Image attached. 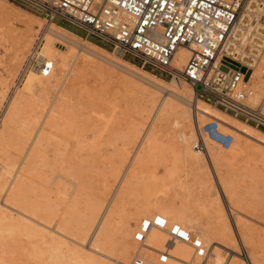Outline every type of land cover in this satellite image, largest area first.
<instances>
[{
    "label": "bare ground",
    "instance_id": "1",
    "mask_svg": "<svg viewBox=\"0 0 264 264\" xmlns=\"http://www.w3.org/2000/svg\"><path fill=\"white\" fill-rule=\"evenodd\" d=\"M4 2L8 1L0 0V9L4 7H1ZM17 10L16 14L19 17L17 21L24 25L23 31H19L20 33L18 32L19 37H16L19 40L18 43L21 47L25 46L29 41L31 37L30 35H32V26H38L40 18L33 14L32 16H34L35 19H32V17L26 15L27 13H24L25 11H22V9ZM44 30L45 31L42 32L41 42L42 54L44 58L53 60L54 65L50 74L47 76L42 75L39 66L36 64L30 65V69H27L25 73L22 83L23 86H21V88H23V90L25 89L29 95H27L28 97L24 100L13 98V96L9 99V104L4 112L8 121L7 126L9 123L12 124V122L18 118L24 108H29L30 111H33L31 110V107L38 102L44 101V99H48L45 97L51 93L59 98L54 99L58 100L56 104L49 103L50 105L46 107V111L45 109V112L42 111L44 112L41 113L42 115L37 112V116H41L40 120H36L37 118L34 119V117L28 119L31 128L27 126L24 128L27 127L26 132L28 134L26 135L30 134L31 136L27 137L25 135V137L23 136L24 138L21 136L22 139L20 140L26 141L24 142L26 143V147L23 148L25 149L24 152L22 151L23 149H21L22 146L20 148L23 155L21 156L22 159H20L19 166L14 172L9 173L6 177L4 174L2 175V173H0V264H23V258L21 259L20 257H24L25 259L35 257L36 262L34 264H43L45 259L48 264H114L115 261L126 262L132 257L137 249L136 243L131 237L133 234L132 232H134L137 224L143 218L154 214H161L170 222H178L191 231H197L205 246L210 245L213 250L214 257L212 264H264V219L263 221L256 220L258 219L256 216H259L258 214L261 211H264V131L214 106L200 96H197L195 88L190 86L187 82L181 81L187 85L184 83H180V85L174 76L165 80L155 73L145 70L122 58L116 48L110 51L100 45L86 41L70 30L55 24L54 21L46 22ZM16 31L17 30L15 29V32ZM57 43L61 44L63 48L57 47ZM17 50L20 49H16V51ZM15 53L16 52L14 51L13 55ZM189 54L190 52L185 46H181L176 50L172 60V65L175 68L174 74L178 73L179 70H182ZM76 55L79 57L78 62H75ZM13 57L17 56L15 55ZM88 68L91 74L96 75L100 79L99 88L93 89V94L89 91V87L87 89V87H85L86 85L83 86L84 82L82 81L84 80L82 79L83 75H85L86 69ZM114 79L118 82V86L122 93L128 98H134L135 100L136 97H139L141 101L147 103V106H155V114L153 113L154 116L152 115L154 118H156L159 113L160 117L164 114L167 115L166 117L172 116L171 128H173L168 129L170 131L164 130L161 135H158L155 134V131L151 130L152 126L150 122V125L146 124L147 126L145 125L144 132H141L142 134H140V127L143 125L139 127L140 122L136 113L140 111L138 109L139 107H136V110H130L129 117H131V119L128 121L129 117L126 118L128 121L127 126L125 127V125H122V127L124 126L125 128L124 131L127 135V143L135 141L138 137V140H136L137 146H133L135 149H133L134 151L129 156L126 152L124 154L121 153L120 159L118 160L125 159L126 165L122 171V175L118 176L119 178L110 190L104 186L103 182L105 181H102V183H98L99 187L95 190L91 189V191L86 193L89 189L86 191L83 189L84 183H82L81 180L86 173L83 172L85 175L82 174L83 176L80 177L76 173L77 167H75L76 172L74 171L73 173L70 170L61 167L62 173L54 168L57 173L51 174H54V181L52 182L53 185H55L54 188H50V184V186H41L44 190H42L43 192L41 193V196H37L39 199H34L33 196L31 197L29 193H27L28 187L26 188V178L28 179L30 176L25 177L28 175L26 172L30 171L27 170L30 169V167L27 169L26 167L31 164L30 159L32 160V158L37 156L41 157L39 158L40 160L46 156V153L44 155L42 149V152L36 150L43 145L45 146L53 143L54 146L58 145L59 147L61 141L67 143L68 141L66 142V140L69 138L67 136L74 131L73 123L76 115L75 108L78 104V106H83V104L80 105L79 101L83 96L80 97L79 95L83 92L86 96V100L83 99L85 100V105L93 106L96 104L94 101L105 93V86L111 83ZM251 82L255 88V95L252 101L256 103L255 101L257 98L264 94V81L260 77L258 67L255 68L253 72ZM188 86L192 90V97H190L191 93ZM19 90L21 91V89ZM16 92L21 93L19 91ZM81 102H83L82 99ZM147 106H145V110ZM38 107H40V105ZM142 108L143 106L140 107V110ZM123 109L119 110L122 111ZM145 110H141V112H146L147 110ZM112 111L114 112V110ZM112 111L110 113H112ZM115 112L118 113L116 110ZM124 113H126V111ZM124 113L123 116H125ZM118 114L119 116L121 115L120 112ZM109 116L106 121H110ZM142 117L143 116H141V119ZM146 117L148 118V116ZM99 118L100 117H98V119ZM143 119L142 121H144ZM209 119H217L220 123V128L223 131H230L234 134V139L227 149L217 146L210 140L205 141V151L193 148V143L197 139V127L201 126L205 120L207 121ZM24 120L27 121L26 119ZM101 120L99 119L98 121ZM158 120L160 121L162 119L158 118ZM167 121L168 120H166V122ZM80 122L83 121L80 119ZM85 122L87 123L88 121ZM90 122L91 121H89V123ZM126 122L123 123L126 124ZM20 123L23 122H18V126ZM94 123H92L93 126H95ZM81 124L83 126V123ZM0 125L2 126L3 124ZM107 125L110 124L107 123ZM15 126L18 128L17 123ZM117 126L119 128L120 125ZM178 126V130L174 129ZM84 127L86 126H83V129ZM79 128L77 129L79 130ZM108 128H110V126ZM3 130L4 129H1L0 133H2ZM99 130L96 132L97 135L100 132ZM102 130L106 131L105 126ZM58 131H62L66 136V139H64L65 136L64 138L61 137V135L59 137ZM19 132L21 135H23L22 133L25 134L23 130ZM159 132L161 133V131ZM94 133L95 132L92 134L96 135ZM97 135L92 137H97L98 139L99 137ZM10 136L12 137L11 134ZM16 136H18V134ZM4 137H1L0 142L3 141L2 139H4ZM107 137L105 139H107ZM118 138L119 136L115 138L116 140L112 139L113 142L115 141L118 143ZM13 139L15 140V137ZM13 139L12 143L15 142ZM71 139L70 141H73ZM75 139L79 138L76 137ZM97 139H94L96 141L95 143H97ZM8 140L9 139L5 141L4 139L5 142ZM75 141H77L78 144L76 142V145H73H78V147H80L79 145H82L83 142L84 144L90 143V141L87 143L84 140L82 143L78 140ZM99 142L101 143V141ZM9 143H11V141ZM95 143L93 142V144H91L95 145ZM6 144L7 143H5V145ZM116 144L114 143L112 146L114 147ZM119 144L120 143H118V146ZM1 145H3V143ZM15 145L16 144L13 146ZM63 145L64 144H62V146ZM23 146L25 145L23 144ZM74 146L73 148L77 149V147ZM87 146L90 147L91 145L89 144ZM97 146L98 145L96 144V147ZM13 149L15 148L13 147ZM63 149L65 150V147ZM161 149H164L170 157H173L178 161V163H176L177 168L184 163L190 168L191 172L188 182L183 180L178 181L177 179L178 182L176 183L178 184V188H180V194H177V196H174L173 198H169L161 187V190H158V188L155 187V182L157 181L154 179V175H156L155 167L158 165V155H161ZM165 151L163 152L165 153ZM14 152H17V150ZM60 153L62 154V152ZM68 154L70 155V152ZM75 154L74 152L72 153V155ZM58 155L59 154L55 148L54 154L50 155V157L53 156L56 159ZM72 155L70 156L72 157ZM61 156L63 157L64 155ZM161 158L164 160V156ZM36 160L35 162L37 163L39 160ZM163 160L162 163L167 159L165 161ZM32 161H34V159ZM51 164L52 163L49 162L47 166L50 167ZM114 164H116V161ZM61 165L63 166L62 163ZM71 167L73 166L71 165ZM117 167L118 165L115 168L117 169ZM162 167H164V165H162ZM111 170L109 169L108 171L110 172ZM117 171L118 170L114 171V173ZM48 172H50V170H48ZM112 172L113 171H111V173ZM111 173H109V175ZM119 173L121 172L119 171ZM31 174L29 173V175ZM31 176L32 177L29 178V181L31 179H37L38 174L36 175L37 177L34 176V173ZM100 176H102V174ZM162 176L163 177L161 178L159 175V178L163 180L165 175L162 174ZM187 176H189V173ZM53 178L50 177V179ZM57 178H59V180L60 178L66 179L67 182L69 181L71 183V198H68V200L70 199V204L68 203L69 201L66 199L67 196L64 195L65 193L62 189L64 188L65 190L66 184L63 185L61 182L64 187L61 186L62 188H60L59 184L61 180L58 181ZM101 178H103V176ZM41 179L43 181L45 178L43 177ZM167 179L169 180L171 178ZM162 180L161 184L164 185ZM87 183L89 184V182ZM87 183L85 184L87 185ZM40 184L43 185L42 183ZM32 185L33 183H31V186ZM159 186L161 185L159 184ZM101 187L105 188L102 189ZM92 188L95 187L92 186ZM68 189L70 190V188ZM169 189L168 191L170 192ZM31 190L33 191L34 189L32 188ZM194 190H196L198 195L194 196ZM173 192L172 194H174ZM37 195L40 194L37 193ZM35 196L36 195H34V197ZM193 196L195 200L192 199ZM80 207L81 210L78 209ZM259 232L261 233V240L257 242L255 234H259ZM166 241L167 235L165 231L156 228L150 230L147 239L149 246L162 249ZM171 251L183 258H189L191 254L188 246L180 242L171 245ZM144 252L149 255L151 261H154V257L149 251L144 250ZM46 254L50 255V259L46 258ZM47 263L44 262V264Z\"/></svg>",
    "mask_w": 264,
    "mask_h": 264
},
{
    "label": "built area",
    "instance_id": "2",
    "mask_svg": "<svg viewBox=\"0 0 264 264\" xmlns=\"http://www.w3.org/2000/svg\"><path fill=\"white\" fill-rule=\"evenodd\" d=\"M14 1L36 9L47 22L58 18L113 45L121 56L137 59L142 67L151 66L161 74L187 82L195 88L197 96L264 131V94L254 103L255 88L251 82L257 67L264 81V0ZM181 46L187 47L190 54L182 70L174 74L172 60ZM41 47L36 38L29 54L30 63L39 66L42 75L47 76L54 63L44 58ZM196 137L193 148L201 151L206 149V140L227 149L234 139L232 133L220 128L217 119L198 126ZM157 218L164 223L157 224ZM152 228L167 235L162 249L147 243ZM174 228L178 231H173ZM132 238L136 252L128 261L114 264H212L213 261L211 246H205L197 232L170 222L161 214L143 218ZM176 242L188 246L189 258L171 251ZM144 250L151 253L154 261Z\"/></svg>",
    "mask_w": 264,
    "mask_h": 264
},
{
    "label": "rangeland",
    "instance_id": "3",
    "mask_svg": "<svg viewBox=\"0 0 264 264\" xmlns=\"http://www.w3.org/2000/svg\"><path fill=\"white\" fill-rule=\"evenodd\" d=\"M5 1H8V2H4V4H2V6L1 7H3V8H1L0 9V124H3L2 126L0 125V127H1V129H4L3 131H2V133H0V136L1 135H3V136H1L2 138L4 137V139H5V141L7 140V139H9L7 142H5L4 141V139H2L3 141H1L0 142V173H2V175L4 174V176L6 177V176H8L9 175V173H12V172H14L15 170H16V168L19 166V163H20V159H22V155H23V152L25 151V149H23L24 147H26V143H24V142H26V141H23V140H20V139H22V137L24 136L25 137V135L26 134H28L27 132H26V128L27 127H29V128H31L29 125V118H33L34 117V119H36V120H40L41 119V116L40 115H42L41 113H44L45 111H46V107L47 106H49L50 104L49 103H53V104H56L57 102H58V100H54V99H58L59 97L58 96H56V95H54L53 93H51L50 95H48V96H46L45 98H48V99H44V101H41V102H38L36 105H33L32 107H31V110H33V111H35V112H33V111H30L29 110V108H22L23 109V111L19 114V116H18V118L14 121V122H12V124L11 123H9L8 124V126H7V123H8V121H7V118H6V115H5V111H6V109H7V106H8V104H9V99H11V97L13 96V98H17V99H20V100H24V99H26L28 96L27 95H29L27 92H26V90L24 89L23 90V88H21V86H23V80H24V77H25V73H26V71H27V69H30L29 67H30V65H32L31 63H30V58H29V54L31 53V51H32V48L35 46V43H36V38H38L39 39V41H40V43L42 42V32L43 31H45L44 30V27L46 26V20L44 19V17H43V15L39 12V11H37L36 9H34V8H32V7H30V6H28V5H25V4H23V3H21V2H18V1H14V0H5ZM13 5V6H12ZM14 7V8H13ZM22 9V11H25L24 13H27L26 15H28L29 17H32V19L34 18V16H32L33 14L35 15V16H38L39 18H40V22H38L39 24H38V26L37 25H34V26H32L33 28H32V30H31V34L32 35H30L31 37H30V39H29V41L27 42V44L25 45V46H19L20 44L18 43L19 42V40L16 38V37H19V35H18V32L20 31V32H22L23 31V28H24V25H22V24H20L18 21H17V19L19 18L18 17V15L16 14V11H18L17 9ZM15 13H13V12ZM7 14H8V16H7ZM31 15V16H30ZM17 17V18H16ZM35 19V18H34ZM54 23L55 24H58V25H60V26H62V27H64V28H66V29H68V30H70L71 32H73L75 35H77V36H80V37H82L83 39H85L86 41H89V42H92V43H95V44H97V45H100V46H102V47H104L105 49H107V50H110V51H112V50H114L115 48H114V46L113 45H111V44H109V43H106V42H103L102 40H100V39H97L96 37H93V36H90V35H87L84 31H82L81 29H79V28H76V27H74V26H72V25H69V24H67L66 22H64V21H62V20H60V19H58V18H56L55 20H54ZM16 27V28H15ZM22 27V28H21ZM21 28V29H20ZM15 29L17 30L16 32H15ZM34 29V30H33ZM12 30H13V32H12ZM33 31V32H32ZM19 32V33H20ZM13 33V34H12ZM17 33V34H16ZM22 37V36H21ZM74 37H76V36H74ZM14 38H15V40H14ZM23 38V37H22ZM22 38H20V39H22ZM32 40V41H31ZM44 41V40H43ZM14 42H17V43H14ZM12 43H13V45H12ZM15 44V45H14ZM17 46V47H16ZM56 46L57 47H59V48H63V46L61 45V44H59V43H57L56 44ZM14 47H15V49H14ZM16 49H20V50H17L16 51ZM14 51L16 52L14 55H13V53H14ZM17 56V57H13V56ZM77 57V58H76ZM122 58H124V59H126V60H128V61H130V62H132V63H134V64H136L137 66H139V67H141V68H143V69H145V70H148V71H150V72H152V73H155L156 75H158V76H160L161 78H163V79H165V80H168L169 78H170V76H166V75H164V74H161L159 71H157L156 69H154L153 67H151V66H144V67H142L141 66V64L138 62V60L137 59H135V58H133V57H131V56H127V55H125V56H121ZM13 59V60H12ZM79 61V57H78V55H76L75 56V62H78ZM82 79H84V80H82L83 82H84V84H83V86L84 85H86L85 87H87V89H88V87H89V91L93 94L94 93V90L93 89H96V88H99V84H100V79L96 76V75H93V74H91L90 72H89V68L88 69H86V73H85V75H83V78ZM4 82H3V81ZM88 80V81H87ZM6 82V83H5ZM82 82V83H83ZM178 82V84H180V83H184V82H181V81H177ZM22 84V85H21ZM109 84H110V87H109ZM107 86H105V93H103V95L101 96V97H99V98H103L102 100L101 99H96L95 101H94V103H98L97 105L95 104V105H93V106H88V105H85L86 103H85V100H86V96H85V94L82 92L79 96L80 97H82V98H80L79 99V101H80V105L81 104H83V106L81 105V106H78L77 105V109L75 108V117H74V123L76 124H74L73 123V130L74 131H72L71 133H70V135H68L67 137H69L71 140H73V141H70V139L69 138H67V140H66V142L67 143H65V142H60L59 143V147H58V145L57 146H54V144L52 143V144H49V145H43L42 147H39L38 148V150H36V151H38V152H42V151H44V155H45V153H46V156H45V158L43 157L42 159H44V160H42V159H40L39 160V158H41V157H35V158H32V160L34 159V161H32L31 159H30V163L32 164H29V165H27V167H26V169L27 168H29L30 167V169H27V170H30V171H28L30 174L33 172L34 173V176L35 177H37L36 175L38 174V177H37V179L35 178H33L34 180H30L29 181V178H31L32 176L31 175H33V173L31 174V175H29V173L28 172H26L27 174H25V175H27V176H25V177H29L28 179L26 178V188H27V193H29V195L32 197L33 196V198L34 199H39V197H37V196H41V193L43 192L42 190H44V188L42 189V187L41 186H43V187H45L44 185H49L50 186V188H54V186L55 185H53V181H54V174L55 173H57V171H61V173H62V168H65V169H68V170H70L72 173L75 171V167H77V174L81 177V176H83L82 174H84V173H86V175L85 176H83L82 178L83 179H81L82 180V183H84L83 184V189L86 191V190H88V191H86V193L87 192H89V191H91V189H96L97 187H99V184L98 183H102V181H105V182H103V184H104V186H106L107 188H108V190H110L112 187H113V184L117 181V179L119 178L118 176H121L122 175V171L124 170V168H125V165H126V160L124 159V160H118V159H120V156H121V153H125L126 152V154L129 156V155H131L132 154V152L134 151L133 149H135L134 147H136L137 145V142H136V140H138V137H137V139L135 140V141H132V142H129V143H127L126 141H127V139H126V137H127V135H126V132L124 131L125 130V128H124V126L122 127V125H125V127L127 126V123H128V121L131 119V117H129L130 116V112L131 111H134V110H136L138 107V109H139V111L140 112H138V113H136V115H137V117H138V120H139V127L141 126V125H143L142 127H140V130H139V132H140V134H142L143 132H144V129H145V125L147 124H149L150 125V122H151V130H153V131H155V134H162V132H164V130L166 131H170V130H168V129H170L171 128V120H172V116H168V117H166L167 115L166 114H164V115H162L161 117H160V113L157 115V117L156 118H154L153 116H154V107L155 106H150V105H146L147 103H145L144 101H141V99L138 97H136L135 98V100H134V98L132 99V98H128L126 95H124L123 93H122V91H121V89L119 88V86H118V82H116V80L114 79L111 83H109ZM112 84H114V85H112ZM184 84H186V83H184ZM117 85V86H116ZM181 85V84H180ZM187 85V84H186ZM115 87V88H114ZM117 87V88H116ZM189 87V86H188ZM18 88V89H17ZM19 89H21V91L19 90ZM91 89V90H90ZM115 89V90H114ZM189 91H190V93H191V96L190 97H192V90H191V88L189 87ZM19 91V92H21V93H18V92H16V91ZM96 92V91H95ZM14 93V94H13ZM20 96H19V95ZM52 94H53V96H52ZM84 94V95H83ZM18 95V96H17ZM23 95V96H22ZM22 96V97H21ZM49 96H50V98H49ZM33 98V97H32ZM202 98V97H201ZM259 98L260 97H258L257 98V100L255 101V102H258V100H259ZM81 99H82V101L83 102H81ZM83 99H85V100H83ZM137 99V100H136ZM204 99V98H203ZM52 100V101H51ZM99 100H100V102H99ZM104 100V101H103ZM131 100V101H130ZM133 100V101H132ZM143 100V99H142ZM47 103H46V102ZM56 101V102H55ZM97 101V102H96ZM137 103H136V102ZM138 101H139V103H138ZM141 101V102H140ZM45 102V103H44ZM127 102V103H126ZM132 103V105H131V103ZM144 102V103H143ZM136 103V104H135ZM43 104V105H42ZM126 106H128V105H130V106H128V107H126ZM139 104V105H138ZM143 106V108L141 109V110H145V106H147L146 107V112H144V111H142L141 112V110H140V107H142L141 105ZM145 106H144V105ZM40 105V107H38ZM104 105V106H103ZM136 105V106H135ZM138 105V106H137ZM85 106H87V107H85ZM96 106V107H95ZM122 106H123V108H122ZM125 106V107H124ZM133 106H135V107H133ZM42 107H44V108H42ZM84 107V108H83ZM93 107V108H92ZM100 108L101 109V111H100V109H98V108ZM102 107V108H101ZM131 107V108H130ZM137 107V108H136ZM148 107H149V109H148ZM38 108V109H37ZM39 108H40V110H39ZM90 108V109H89ZM95 108H97V109H95ZM123 109L122 111L121 110H119V109ZM133 108V109H132ZM136 108V109H135ZM44 109H45V111H44ZM82 109V110H81ZM95 109V110H94ZM114 110V112L112 111V110ZM126 109V110H125ZM127 109H129V110H127ZM264 109V108H263ZM77 110V111H76ZM81 110V111H80ZM87 110H89V111H87ZM91 110V111H90ZM93 110V111H92ZM98 110V111H97ZM115 110L119 113L120 112V116H119V114L118 113H116L115 112ZM131 110V111H130ZM153 112H152V111ZM26 111V112H25ZM42 111H44V112H42ZM84 111V112H83ZM94 111H96V112H94ZM112 111V113H110ZM126 111V113H124V112ZM150 111V112H149ZM25 112V113H24ZM29 112V113H28ZM40 113V115L39 116H37L38 115V113ZM77 112V113H76ZM80 112V113H79ZM82 112V113H81ZM28 113V114H27ZM123 113H124V115L125 116H123ZM128 113V114H127ZM144 113V114H143ZM150 113H152V114H150ZM154 113V114H153ZM27 114V115H26ZM34 114V115H33ZM79 114V115H78ZM82 114V115H81ZM85 114V115H84ZM94 114V115H93ZM96 114V115H95ZM112 116H111V115ZM146 114V115H145ZM150 114V115H149ZM29 115V116H28ZM32 115V116H31ZM85 117H84V116ZM93 115V116H92ZM98 115V116H97ZM105 115V116H104ZM110 115V116H109ZM119 116V117H121V116H123V117H121V118H119L118 116L117 117H115V116ZM128 115V116H127ZM132 115V114H131ZM153 115V116H152ZM24 116H25V118H24ZM28 116V117H27ZM37 116V117H36ZM87 116V117H86ZM92 116V117H91ZM108 116H109V120L110 121H106V119L108 118ZM141 116H143L142 117V119L144 120V121H142V119H141ZM146 116H148V118L146 117ZM150 116H152V117H150ZM38 117H40V118H38ZM76 117H78V118H76ZM81 117V118H80ZM95 119H94V118ZM98 117H100L99 119L101 120V119H104V120H101V121H98L99 119H98ZM106 117V118H105ZM129 117V119H128V121L126 120V118H128ZM140 117V118H139ZM166 119V120H168L167 122H166V120L164 119V118ZM26 119L27 121H25L24 119ZM87 118V119H86ZM92 118V119H91ZM111 118V119H110ZM116 118V119H115ZM158 118L159 119H162V120H158ZM171 118V119H170ZM78 119V120H77ZM80 119H81V121H83V122H80ZM84 119V120H83ZM86 119V120H85ZM94 119V120H93ZM115 119V120H114ZM119 119V120H118ZM121 119V120H120ZM127 121H125V120ZM141 119V120H140ZM152 119V120H151ZM6 120V121H5ZM118 120V122L117 123H119V124H117L116 123V121ZM158 120V121H157ZM5 121V122H4ZM20 121H22L23 123H20L19 124V126H18V122H20ZM85 121H88L87 123L85 122ZM89 121H91L90 123H89ZM103 121V122H102ZM154 121V122H153ZM206 121V120H205ZM204 121V122H205ZM2 122V123H1ZM77 122H78V124H77ZM95 122V123H94ZM104 122H106V123H104ZM111 122V123H110ZM126 122V124H124V123ZM146 122V123H145ZM160 122V123H159ZM165 122H166V124H165ZM203 122V123H204ZM17 123V126H18V128H16V126H15V124ZM81 123H83V126H86V127H84V129H83V126H82V124ZM84 123H85V125H84ZM92 123H94L95 124V126H93V124ZM100 123V124H99ZM103 123V124H102ZM107 123L108 124H110V125H107ZM116 123L117 125H120L119 126V128H118V126L115 124V127H114V124ZM154 123V124H153ZM22 124V125H21ZM25 124V125H24ZM27 124V125H26ZM81 124V125H80ZM92 124V125H91ZM105 124V125H104ZM155 124H157V125H155ZM200 124H201V122H200ZM10 125V126H9ZM32 125V124H31ZM99 125V126H98ZM101 125H102V127H101ZM112 125V126H111ZM146 125V126H147ZM166 125V126H165ZM12 126H13V128H12ZM25 126H27L26 128H24ZM91 126V127H90ZM105 126V130L106 131H104V130H102V128ZM110 126V128H108ZM156 128H155V127ZM160 126V127H159ZM7 127H8V129H7ZM11 127V128H10ZM79 127H81V128H79ZM93 127V128H92ZM95 127V128H94ZM96 127H98L99 129H100V127H101V129L99 130L98 128H96ZM113 127V128H112ZM117 127V128H116ZM120 127H121V130H120ZM138 127V128H139ZM23 128V129H22ZM77 128H79V130L77 129ZM124 128V129H123ZM153 128V129H152ZM159 129V131H161V133L158 131V129ZM163 129V131H162V129ZM173 128V127H172ZM171 128V129H172ZM1 129H0V131H1ZM12 129V130H11ZM17 129H20V130H17ZM75 129H76V131H75ZM82 129V130H81ZM157 129V130H156ZM174 129H176V130H178L179 129V126L178 127H175ZM6 130H8V131H6ZM21 130H23V132H25V134L24 133H22L23 135H21L20 134V132L19 131H21ZM95 130V131H94ZM98 130L101 132H99L98 133V135H97V133L96 132H98ZM102 130V131H101ZM114 130V131H113ZM117 130V131H116ZM126 130H127V128H126ZM13 131V132H12ZM83 131V132H82ZM95 132L94 134H96L99 138L97 139V137H92V136H96V135H93L92 133L93 132ZM104 131V132H103ZM107 131H108V133H107ZM110 131V132H109ZM263 131V130H262ZM15 132H17V133H15ZM19 132V133H18ZM75 132H76V134H75ZM112 132V133H111ZM142 132V133H141ZM225 132H229V133H232V132H230V131H225ZM5 133H6V135H5ZM63 132L62 131H58V135H59V137H60V135H61V137H63L64 138V133L62 134ZM112 134V136H111V134ZM121 135H120V134ZM125 134V136H124V134ZM10 134L12 135V137L10 136ZM18 134V136H16ZM77 134H79V135H77ZM116 134V135H115ZM118 134V135H117ZM139 134V135H140ZM233 134V133H232ZM63 135V136H62ZM115 135V136H114ZM22 136V137H21ZM27 137H30L31 135L29 134V135H26ZM101 136V137H100ZM108 136V137H107ZM119 136V140H118V143H120L119 144V146H118V143L117 142H113V140H116L115 138H117ZM122 136H123V139H122ZM233 136H234V134H233ZM1 137H0V139H1ZM11 137V138H10ZM15 137V140L13 139ZM19 137V138H18ZM21 137V138H20ZM23 137V138H24ZM79 138V139H75V138ZM107 137V139H105ZM113 137V138H112ZM97 139V143H95L96 141L94 140V139ZM12 139L15 141V142H17V143H12ZM19 139V140H18ZM64 139H66V136H65V138ZM78 140V141H80V143H82L83 142V140L85 141V142H87V143H89V141H90V145L93 147H91L92 148V150H91V148L89 147V146H87V145H89V144H84V142H83V146H85V147H83L80 143V147H78V145L77 146H74L73 144H75L77 141H75V140ZM112 140V141H110V140ZM107 140V141H106ZM109 140V141H108ZM125 140V141H124ZM11 141V143H9ZM20 141H22V142H20ZM99 141H101V143L99 142ZM70 142V143H69ZM93 142L95 143V145H92L93 144ZM111 144H110V143ZM3 143V145H1ZM5 143H7L6 145H5ZM9 143V144H8ZM19 143V144H18ZM20 143H21V145H20ZM69 143V144H68ZM92 143V144H91ZM116 144V146L114 145V147L112 146L113 144ZM123 143V144H122ZM125 143V144H124ZM133 143V144H132ZM14 144H16L17 145V148H16V145L15 146H13ZM23 144L25 145V146H23ZM62 144H64L63 146L65 147V150L63 149L64 147L62 146ZM67 144V145H66ZM77 144H78V142H77ZM96 144L98 145L97 147H96ZM132 144V145H131ZM135 144V145H134ZM76 145V144H75ZM123 145V146H122ZM125 145V146H124ZM6 146H8V147H6ZM21 146H22V148H21ZM66 146H67V148H66ZM68 146H70V147H68ZM73 146L74 147H77V149L76 148H73ZM95 146V147H94ZM134 146V147H133ZM2 147V148H1ZM13 147L17 150V152L18 153H20L21 152V150H20V148L21 149H23L22 151L23 152H21L20 154H18L17 152H14V151H16L15 149H13ZM45 147V148H44ZM72 147V148H71ZM83 147V148H82ZM99 147V148H98ZM118 147V148H117ZM119 147H122V148H119ZM123 147H124V149H123ZM126 147V148H125ZM55 148H56V151H57V153L59 154L58 155V159L56 158H54L53 156H51L50 157V155H53L54 154V152H55ZM113 148H115V149H113ZM6 149V150H5ZM20 150V152H19V150ZM41 149H42V151H41ZM54 149V150H53ZM67 149H68V151H67ZM76 150V151H74V150ZM123 149V150H122ZM4 150V151H3ZM45 150H46V152H45ZM64 151V153H63V151ZM72 150V151H71ZM121 150V151H120ZM162 150V149H161ZM59 151V152H58ZM66 151V152H65ZM163 151H165L164 149L162 150V151H160L159 153L161 154V155H158V158L160 159L161 157H163L164 156V160H163V158H161L160 160L158 159V165H156V167H158V168H156L155 167V174L158 176H156V175H154V179H156L157 181L155 182L156 183V185H155V187L156 188H158V190H161V188L165 191V193H166V195H168V197L169 198H173L174 196H177V194H180L179 192H180V188H178V184L176 183V182H178V181H180V180H183V181H185V182H188V180L190 179L189 177H190V168L186 165V164H184V163H182L181 165H179L178 166V168L176 167V163H178V161L176 160V159H174L173 157H170V155L168 154V153H166V151H165V153L163 152ZM38 152H36V153H38ZM53 152V153H52ZM60 152H62V154L60 153ZM70 152V155H72V153L74 152V154H75V152H76V154L75 155H72V157L68 154ZM131 152V153H130ZM5 153V154H4ZM66 153V154H65ZM164 155H163V154ZM10 154V155H9ZM12 154V155H11ZM15 154H17V155H15ZM64 155L63 157L61 156V155ZM115 154H116V156H115ZM66 155H69V156H66ZM163 155V156H162ZM166 155V156H165ZM5 156V157H4ZM18 156V157H17ZM20 156V157H19ZM119 156V157H118ZM61 157V158H60ZM167 157V158H166ZM64 158H65V160H64ZM68 158V159H67ZM115 158V159H114ZM12 159V160H11ZM37 159V160H36ZM52 159V160H51ZM56 161H55V160ZM61 159H62V161H61ZM167 159V160H166ZM9 160H10V163H9ZM16 160V161H15ZM35 160L36 161H38L37 163L35 162ZM81 160V161H80ZM162 160L163 161H165V162H163L162 163ZM42 161H43V163H45V164H43L42 163ZM46 161V162H45ZM60 163H59V162ZM67 161H68V163H67ZM116 161V164H114V162ZM121 163H119V162ZM15 162V163H14ZM49 162H51L52 164H51V166L50 167H52V168H50L49 166H47V164L49 163ZM4 163H6V164H4ZM36 163V164H35ZM42 165H41V164ZM57 163V164H56ZM61 163L63 164V166L61 165ZM65 163V164H64ZM67 163V164H66ZM162 163V164H161ZM4 164V165H3ZM14 164V165H13ZM34 164V165H33ZM56 164V165H55ZM60 166H59V165ZM69 164V165H68ZM114 164V165H113ZM44 165H46V166H44ZM71 165L74 167H71ZM77 165V166H76ZM79 165V166H78ZM118 165V167H117V169L115 168L116 166ZM121 165V166H120ZM162 165H164V167H162ZM167 165V166H166ZM169 165V166H168ZM34 166V167H33ZM121 168H120V167ZM181 166V167H180ZM184 166V167H183ZM8 167V168H7ZM47 167V168H46ZM62 167V168H61ZM111 167V168H110ZM168 167V168H167ZM31 168H33V169H31ZM50 168V169H49ZM57 170H55V169ZM105 168V169H104ZM114 168H115V170H114ZM181 170H180V169ZM3 169V170H2ZM6 169V170H5ZM50 170V172H48V170ZM56 171H54V170ZM61 169V170H60ZM110 169H113V170H111V171H113L112 173H111V171L109 172L108 170ZM185 169V170H184ZM5 170V171H4ZM45 170V171H44ZM102 171V172H100V171ZM116 170H118L117 172H115L114 173V171H116ZM2 171V172H1ZM4 171V172H3ZM95 171V172H94ZM97 171V172H96ZM99 171V172H98ZM119 171L121 172V173H119ZM167 171H169V172H167ZM187 171H189V172H187ZM45 172V173H44ZM80 172V173H79ZM84 172V173H83ZM94 172V173H93ZM105 174H104V173ZM107 172V173H106ZM111 173L110 175H109V173ZM161 172V173H160ZM6 173V174H5ZM52 173H54L53 175H51ZM99 173H101L102 174V176H103V178H104V180H103V178H101L102 176H100L101 174H99ZM117 173V174H116ZM188 173H189V176H187L188 175ZM97 174V175H96ZM106 176H104V175ZM120 174V175H119ZM162 174L163 175H165L164 176V178H163V180L161 179L163 176H162ZM46 175V176H45ZM49 175V176H48ZM51 175V176H50ZM159 175H160V177L161 178H159ZM173 175H174V177H173ZM181 175V176H180ZM183 175V176H182ZM186 175V176H185ZM33 176V177H34ZM95 176V177H94ZM108 176H110V177H108ZM113 176V177H112ZM115 176V177H114ZM45 178V179H43V181H42V179L41 178ZM50 177L51 178H53V179H50ZM98 177H100V178H98ZM177 177V178H176ZM96 180H95V179ZM106 178H107V180H106ZM114 178V179H113ZM167 178H171V179H167ZM182 178V179H181ZM51 181H50V180ZM58 179V181H60V184H59V187L60 188H62V187H64L63 185L64 184H66L65 185V190H64V188H62L63 189V191H64V195L65 196H67L66 197V199H67V201H69L68 203L70 204V199L68 200V198H71V196H70V192H71V187H70V185H71V183L68 181L67 182V180L66 179H63V178H60V180H59V178H57ZM85 179V180H84ZM100 179V180H99ZM160 179V180H159ZM177 179H178V181H177ZM84 180V181H83ZM100 182H99V181ZM161 180H162V182H164L163 184L164 185H162L161 184ZM171 180V181H170ZM175 180V181H174ZM30 183H29V182ZM91 181H92V184H91ZM95 181V182H94ZM97 181V182H96ZM106 181H107V183H106ZM167 181V182H166ZM61 182H62V184H61ZM66 182V183H65ZM87 182H89V184L87 183ZM31 183H33V185L31 186ZM40 183H42L43 185H41ZM48 183V184H47ZM85 183H87V185L85 184ZM95 183V184H94ZM40 184V185H39ZM67 184H68V186H67ZM107 184V185H106ZM159 184L161 185V186H159ZM175 184V185H174ZM27 185H29V186H27ZM109 185H110V187H109ZM167 185V186H166ZM62 186V187H61ZM72 186V185H71ZM86 186V187H85ZM90 188H89V187ZM92 186L93 187H95V188H92ZM158 186V187H157ZM39 187V188H38ZM88 187V188H87ZM161 187V188H160ZM166 187V188H165ZM169 187H170V189H169ZM34 189L33 191L31 190V189ZM68 188H70V190L68 189ZM102 189H104L103 187H101ZM165 188V189H164ZM177 188V189H176ZM39 189V190H38ZM168 189L170 190V192L168 191ZM69 190V191H68ZM174 192H173V191ZM68 191V192H67ZM172 192L174 193V194H176V195H174V194H172ZM37 193L38 194H40V195H37ZM67 193V194H66ZM68 194H69V197H68ZM193 194H194V196L195 195H198V193L196 192V190H194L193 191ZM34 195H36L35 197H34ZM64 195H62L63 197H65ZM171 196V197H170ZM194 196L192 197V199L193 200H195V198H194ZM85 197V196H84ZM87 197V196H86ZM72 202V201H71ZM68 204V205H69ZM82 205V204H81ZM71 206V205H70ZM69 208V207H68ZM71 208V207H70ZM78 209H80L81 210V207L80 208H78ZM259 216H256V217H258V219H256V220H259V221H263V219H264V211H261L259 214H258ZM255 217V218H256ZM256 226H257V224H256ZM194 232H197V231H194ZM133 233V232H132ZM257 233V232H256ZM256 235V241L257 242H259L261 239V233L259 232V234H255ZM132 237V236H131ZM132 240H133V238H132ZM46 256V258L47 259H50V255L49 254H46L45 255ZM21 259L23 258V260H22V262H23V264H34L35 262H36V258L35 257H32L31 259H25L24 257H20ZM26 260V261H25ZM19 261V260H18ZM20 263H22L21 261H19ZM25 262V263H24ZM44 262L45 263H47V261H46V259L44 260ZM44 262H43V264H44ZM48 264V263H47Z\"/></svg>",
    "mask_w": 264,
    "mask_h": 264
},
{
    "label": "snow or ice",
    "instance_id": "4",
    "mask_svg": "<svg viewBox=\"0 0 264 264\" xmlns=\"http://www.w3.org/2000/svg\"><path fill=\"white\" fill-rule=\"evenodd\" d=\"M193 2H195V0H193ZM217 15H219V13H217ZM156 223H157V224H163V223H164V221H163V220H161V219H159V218H157V220H156ZM145 224H147V221H145ZM173 231H178V229H175V228H174V229H173ZM180 234H181V235H184V233H183V232H181ZM196 243H197V244H199V243H200V241H199V240H197V241H196Z\"/></svg>",
    "mask_w": 264,
    "mask_h": 264
}]
</instances>
